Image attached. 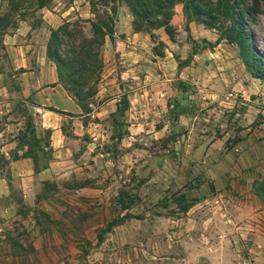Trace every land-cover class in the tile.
Listing matches in <instances>:
<instances>
[{
    "label": "rangeland",
    "instance_id": "1",
    "mask_svg": "<svg viewBox=\"0 0 264 264\" xmlns=\"http://www.w3.org/2000/svg\"><path fill=\"white\" fill-rule=\"evenodd\" d=\"M104 1L106 5L113 4L109 0L92 1V19L108 22V16L103 13L104 8L107 9ZM229 1L235 12H240L251 46L264 56V12L260 0ZM36 3L37 0H0L1 62L4 60L2 31L13 25L21 8L37 20ZM210 5L206 4L201 18H208ZM171 17L175 20L171 35L164 31L170 40L166 47L172 51L171 63L177 64L179 69L184 65L195 67L196 61L190 62L194 53L214 48V40H207L202 35L203 29H210L218 36L217 28L221 23L215 21L212 27L192 16L185 17L181 2L173 5ZM82 20L84 18L78 15L69 19L82 27L72 39L60 34V52L71 48L80 51L81 36L90 37L88 22ZM223 24H229V20ZM144 28L142 32H147L150 38V52L164 50L159 34L153 31L155 28L146 25ZM221 40L225 50H236L240 58L234 42ZM181 44L183 49L179 50ZM212 63L201 67L205 70L173 73L174 82L179 85L175 97L170 104L162 105L160 113L148 109L151 105L148 104L147 113L142 112L144 116L135 124V133L131 132L128 115L125 121L118 120L124 122L121 147L116 146L118 127L115 124L118 121L115 116L110 117L108 138L98 148L102 155L94 165L38 182V191L32 201L16 193L14 198L16 210L22 215L21 225L2 232L8 241L5 251L11 257L8 261L0 259V264H264V199L257 190L260 185L264 188V173H250L254 175L247 185L250 195H242L237 208L230 200H222V196L214 199L206 194L212 188L210 184L207 188L200 187L201 169L181 183L187 178L183 176L188 168L180 167V142L189 133L200 131L215 137L227 132L226 145L238 138L239 130L245 127L248 131L254 130L257 137L264 136V80L250 75L244 66L253 77L252 81L250 77L240 79L245 84L244 93L239 86L225 85L222 79L214 80L212 69L217 67ZM12 73L10 69L6 77L10 87H14L15 82ZM241 94L246 95L245 100L251 104V111L254 110L252 119L244 125L234 113L236 103H232L241 98ZM5 98L0 95V144L14 139L13 154L15 148L24 145L27 146L24 152L30 153L35 142L28 132L27 105L16 95L8 104ZM79 101L85 105L88 98L82 97ZM237 102L239 109V104L243 103ZM122 105L127 107L126 101ZM127 124L130 132L125 127ZM190 136L196 138L197 134ZM47 155L48 149L38 152L42 160ZM174 174L180 176L178 183L181 184L174 181ZM16 190L13 189L14 193ZM6 201L0 196V208ZM190 207L194 217L188 220L185 212ZM249 207L252 212L245 214V208ZM10 223L12 221L6 224ZM235 223L239 226H234ZM2 250L4 248L0 247Z\"/></svg>",
    "mask_w": 264,
    "mask_h": 264
},
{
    "label": "crops",
    "instance_id": "2",
    "mask_svg": "<svg viewBox=\"0 0 264 264\" xmlns=\"http://www.w3.org/2000/svg\"><path fill=\"white\" fill-rule=\"evenodd\" d=\"M109 3H113L112 6L103 5L113 17L112 30L103 36L98 50L100 76L95 91L87 97L85 105L59 79L54 61L46 53V44L50 28H55L62 20L77 15L92 19L90 0H56L53 3L42 1L39 5L34 4L35 21L21 8L13 25L7 26L1 33L4 60H0V95L6 97L4 100L7 104L16 95L27 105L28 118L36 138L30 153L24 152L27 149L24 145L23 148H15L16 153L13 154L14 139L0 144V196L7 200L0 208V247L4 248V251H0L1 260L8 261L11 257L5 251L8 241L2 232L21 225L19 220H22V215L16 210L14 198L16 193L22 199L32 201L38 191V182L94 165L97 157L102 155L98 148L108 138L109 118L115 116L116 121H125L128 115L131 132L135 133V124H139V117L147 113L148 104H151L148 109L161 112L162 105L170 104L175 97L176 86L179 85L174 82L173 73L178 70V75L186 70L198 71L201 67H207L206 64L215 62L217 68L212 69L213 79H222L225 85L239 86L245 93V84L240 79H247L250 75L245 71L236 50H225L221 39L215 42V32L203 29L202 35L209 41L214 40V48L194 53L195 57L190 62L196 61L195 67L184 65L179 69L177 64L171 63L172 51L166 47L170 40L164 30L160 27L153 30L164 43V50L152 53L149 50V34L132 28V14L124 0H109ZM174 21L170 17L172 27L175 26ZM188 25L190 27L191 21ZM182 47L181 44L179 50ZM180 52L183 56V52ZM10 69L15 79L14 87H10L6 81ZM250 79L252 81L253 77ZM241 96L232 103H236L234 113L238 114V120L244 125L252 119L254 110L251 111V104L245 100L246 95ZM179 100L183 107L181 96ZM125 101L127 107L122 105ZM237 101L243 103L239 104V109L236 107ZM115 125L118 127L116 146L121 147L125 134L121 126L124 127V122L118 121ZM119 127L122 130L120 133ZM125 127L130 132V126L127 124ZM193 133L197 134L196 138L190 136ZM238 133V138L227 145V132L209 137V133L193 131L185 140L182 139L180 167H187L188 170L183 176L187 178H183L181 183L201 169L200 187L207 188L210 184L212 188L206 194L214 199L217 195L222 196V200H230L234 208L239 207L242 195H250L247 185L254 176L250 173H264V136L257 137L254 130L248 131V127L240 129ZM42 148L48 149V155L43 160L38 156ZM117 157L119 159V155ZM179 177L174 174L177 184H181L178 183ZM14 188L17 189L15 193ZM245 209V214L252 212L250 207ZM192 211L190 207L185 212L191 215L187 216L188 220L194 217ZM10 221L12 223L6 224Z\"/></svg>",
    "mask_w": 264,
    "mask_h": 264
},
{
    "label": "trees",
    "instance_id": "3",
    "mask_svg": "<svg viewBox=\"0 0 264 264\" xmlns=\"http://www.w3.org/2000/svg\"><path fill=\"white\" fill-rule=\"evenodd\" d=\"M93 0H90L91 4ZM42 1H38L39 5ZM132 14V28L142 31L144 25L156 28L162 27L163 30L171 35L172 25L170 17L172 7L176 2L182 3V10L185 17L192 16L200 20L207 26H214L215 21L220 22L218 26V36L215 42L226 39L234 42L238 47L239 55L243 65L248 69L250 75L264 80V56L258 53L251 46L250 36L245 30L242 18L238 10L229 0H124ZM262 11L264 12V0H260ZM210 3L208 18H201L205 13L206 4ZM103 4H106L104 1ZM207 9V8H206ZM103 13L108 16V22L97 19H84L88 21L89 38L81 36L80 51L64 50L60 52L58 45L62 42L60 34H64L68 39H72L74 33H78L82 25L78 22L63 20L55 28H50L49 37L46 44V53L55 65L59 79L72 94L81 100L82 97H89L96 88V82L100 76L101 60L98 55L99 47L103 36L112 30L113 17L104 8ZM228 19L229 24H223ZM80 21L81 19L78 18ZM70 27V28H69ZM82 40V41H81ZM73 44V43H72ZM80 46V45H79ZM28 132L35 142L33 126L31 120H27ZM264 184V182L262 183ZM258 194L264 199L263 185L257 187Z\"/></svg>",
    "mask_w": 264,
    "mask_h": 264
}]
</instances>
